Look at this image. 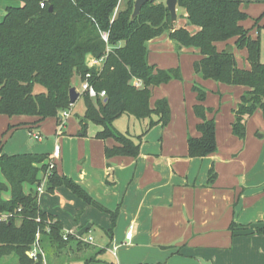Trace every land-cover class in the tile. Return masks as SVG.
Masks as SVG:
<instances>
[{"label": "crops", "instance_id": "1", "mask_svg": "<svg viewBox=\"0 0 264 264\" xmlns=\"http://www.w3.org/2000/svg\"><path fill=\"white\" fill-rule=\"evenodd\" d=\"M129 1H120L114 18ZM0 2L6 8L11 4L9 0ZM242 2L249 20L258 19L257 25L262 24L264 0ZM178 15L173 29L187 24L183 8ZM245 24L242 22L247 29ZM189 29L192 33L200 30L195 26ZM249 35L253 38V31ZM235 42L217 47L233 46L234 51ZM200 59L199 49L179 50L169 31L148 43L150 65L160 70L180 69L182 80L174 79L152 91V108L160 100L169 103L167 126L158 124L140 140L149 121L124 115L114 122L117 131L141 143L137 158H107L106 148L118 143L112 138L97 139L103 128L91 122L87 136H81L80 119H71V114L62 118L60 126L58 118L36 124V118L0 115V154H48L49 164L59 146L60 156L54 159L57 173L73 180L102 207L88 204L66 186L52 192L45 186L44 193L38 195L41 209L59 218L65 233L84 242L92 237L93 244H99L100 263L264 264V235L258 233L264 228V135L252 138L246 132L245 139L234 135L235 109L248 88L241 86L240 92L234 86L204 80L194 70ZM245 62L240 68L249 70L248 60ZM195 84L207 91L203 102L206 117L216 122L217 151L204 158L188 157L189 137L201 136L198 125L202 120L194 110L198 104ZM123 118L124 126L120 123ZM211 171L215 173L213 181ZM44 176L40 173L39 178ZM1 180L6 183L3 177ZM24 190L36 194L37 187L25 185ZM2 197L9 201L11 192ZM114 213H118L115 221ZM77 251L80 256L82 252ZM9 259L12 256L0 258V264H11ZM78 264H85V257Z\"/></svg>", "mask_w": 264, "mask_h": 264}, {"label": "trees", "instance_id": "2", "mask_svg": "<svg viewBox=\"0 0 264 264\" xmlns=\"http://www.w3.org/2000/svg\"><path fill=\"white\" fill-rule=\"evenodd\" d=\"M5 15L0 18V115L36 118L40 124L48 118H59L71 110L70 89L73 80H88L105 98L85 100L84 116L80 118L81 136H87L88 124L103 130L97 139H114L118 145L106 148L107 158L127 156L137 158L141 143L130 134L117 131L113 124L122 116L149 121L148 131L171 120L167 100L151 107L155 87L172 80H182L180 69L160 70L148 61V43L169 31L178 49H199L201 59L194 64L196 75L231 86L248 88L235 109L233 133L245 139L247 120L257 109L264 110V61L261 43L253 39L242 26L248 18L242 11V0H183L187 24L170 28V15L165 3H146L140 15L132 20L136 0H130L126 9L115 12L121 0H9ZM44 3L45 7H41ZM53 10L50 11V8ZM200 30L192 33L190 27ZM108 35V43L102 36ZM235 39L238 48H246L250 69L237 65L233 52L219 50L217 44ZM89 58L104 59L100 68L89 67ZM87 75L90 77L87 79ZM142 81L137 88L135 81ZM198 104L195 113L202 122L201 136L189 137L188 157L204 158L217 151L216 122L208 120L203 105L207 91L195 84ZM3 143H0V147ZM48 154H0V213H11L7 222H0V258L14 256L17 264H44L40 254L37 260L32 250L40 233L43 251H61L76 243L87 249L80 239L65 233L59 218L44 212L35 193L26 194L25 185L38 186L40 173L49 169ZM4 178L6 183L1 180ZM215 178L210 173V181ZM66 186L76 196L102 209L73 180L60 176L54 169L46 188L52 192ZM11 192L6 201L2 194ZM118 213H114L113 221ZM37 219H40L38 222ZM21 221L20 225L17 224ZM232 230H235L232 225ZM264 235V228L258 229ZM65 237H67L65 239ZM99 253L85 258V264L100 263Z\"/></svg>", "mask_w": 264, "mask_h": 264}, {"label": "rangeland", "instance_id": "3", "mask_svg": "<svg viewBox=\"0 0 264 264\" xmlns=\"http://www.w3.org/2000/svg\"><path fill=\"white\" fill-rule=\"evenodd\" d=\"M6 4L4 2H0V16L4 13V10L6 8ZM1 18V17H0ZM258 20V19H257ZM257 20H249V17L244 20L245 27L247 28L249 32L253 31V38L260 40L261 43V60L264 61V22L260 24L259 26ZM247 21V22H246ZM235 49L233 51V46H232V52H234V56L237 62V65L239 67L242 66V64L246 63L245 59L247 61V55L248 51L246 48H238L235 44ZM73 85L74 87L78 90V92H81V87H82V82L80 79H74L73 80ZM243 87V86H242ZM241 86H234V89H240V92H242ZM73 113H71V119L77 120L82 118L84 116L85 112V100L84 97L81 95L80 98L77 100V102L72 106ZM128 117V116H126ZM64 121H62L63 125ZM122 126H124V123L126 122V118H123L120 122ZM49 125V122L45 124ZM61 124H59L60 126ZM247 130L246 132L249 134L250 137L252 138H257L260 135H264V110L262 109H257L255 113L250 116L247 120ZM132 132V130H131ZM94 238L97 240L96 234L94 235ZM83 244L88 245L89 243L82 241ZM99 244L96 243L90 245L87 249L84 248V245L78 246L76 243H72L70 246L67 245L63 250L57 252V251H43L44 253V264H78V261L83 259L84 257L88 258L97 252L99 253ZM77 249H79V252H82L80 256H77ZM78 257V258H77ZM11 264H16L17 259L12 256V259L8 260Z\"/></svg>", "mask_w": 264, "mask_h": 264}, {"label": "built area", "instance_id": "4", "mask_svg": "<svg viewBox=\"0 0 264 264\" xmlns=\"http://www.w3.org/2000/svg\"><path fill=\"white\" fill-rule=\"evenodd\" d=\"M41 7H45V4L42 3L41 4ZM103 40L108 43V35L106 33L103 34L102 36ZM103 61L104 59H94V58H89L88 60V66L89 67H97V68H100L103 64ZM90 77V75H87V79ZM135 86L137 88H140L142 86V81L140 80H137L135 81ZM81 95H83L84 93H88L89 97L91 98H97V97H100V98H105L107 96L106 92L105 91H102V92H98L92 85L89 84L88 80L86 81H83L82 82V87H81ZM80 93V92H79ZM70 110L68 111H65L63 112L61 115H63V118H68L70 116ZM36 139H40L39 136H36ZM60 152H61V149L59 146H56L55 148V151H54V154H53V158L54 159H57L59 156H60ZM54 159L49 163V169L48 171L46 172L44 178L42 179V182L41 184H39L37 186V190H36V195H40L42 193H44L45 191V186H46V183H47V180H48V177L49 175L51 174V172L55 169V162H54ZM13 217V215L11 213H0V222H7L9 221L11 218ZM37 221L39 222L40 219H37ZM40 237H41V234L38 233L37 234V240H36V243L35 245L33 246L32 250L28 252V255L34 259V260H37L39 255L41 254L43 257H44V253L42 251V248H41V245H40ZM132 237V228L131 230L127 233V238L130 239ZM67 237H65L66 239ZM81 240V238H78ZM85 242L89 243V244H93L94 243V239L92 237L88 238L87 240H85Z\"/></svg>", "mask_w": 264, "mask_h": 264}, {"label": "water", "instance_id": "5", "mask_svg": "<svg viewBox=\"0 0 264 264\" xmlns=\"http://www.w3.org/2000/svg\"><path fill=\"white\" fill-rule=\"evenodd\" d=\"M158 0H136L134 4V11L132 14V20H135L141 13L142 7L146 3H156ZM166 8L170 15V28L173 29L174 25L178 22V10L184 7L183 0H165ZM53 10V7L50 8V11ZM228 53L232 52V47H227L226 50ZM70 102L74 105L77 100L80 98L81 93L75 87L70 89ZM59 118L62 119L63 115H59ZM91 264H104V263H91Z\"/></svg>", "mask_w": 264, "mask_h": 264}]
</instances>
